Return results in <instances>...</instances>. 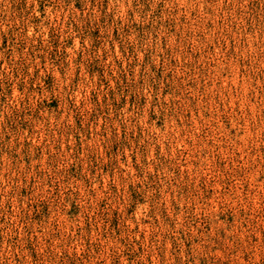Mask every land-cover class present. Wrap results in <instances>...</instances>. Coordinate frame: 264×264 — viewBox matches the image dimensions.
<instances>
[{"label": "rangeland", "instance_id": "374dc122", "mask_svg": "<svg viewBox=\"0 0 264 264\" xmlns=\"http://www.w3.org/2000/svg\"><path fill=\"white\" fill-rule=\"evenodd\" d=\"M0 264H264V0H0Z\"/></svg>", "mask_w": 264, "mask_h": 264}]
</instances>
